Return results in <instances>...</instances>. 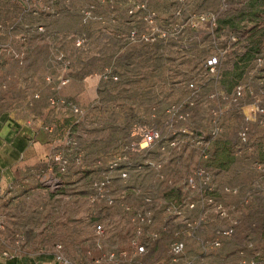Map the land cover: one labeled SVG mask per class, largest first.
<instances>
[{"label": "rangeland", "instance_id": "1", "mask_svg": "<svg viewBox=\"0 0 264 264\" xmlns=\"http://www.w3.org/2000/svg\"><path fill=\"white\" fill-rule=\"evenodd\" d=\"M135 1L0 0V5H15L0 14V22L6 23L0 25V94L5 93L6 78L38 83L49 78L48 67L58 62L70 68L85 57L93 69L91 57L103 47V53L115 57L101 65L116 71V80L104 85L115 84V97L122 102L109 109L100 102L86 111L75 128L74 151L63 144L69 122L59 123L60 143L54 153L67 156L64 173L42 167L22 185L0 188V264H264V125L257 123L253 111L256 101L264 108V67L251 64L254 55L264 57V0H149L148 10L156 14L150 26L189 22L158 44H129L131 28H149L141 13L127 14ZM207 12L217 15L213 26L195 20ZM20 33L28 39L10 38ZM231 35L237 38L233 44L228 43ZM226 47L218 81L205 77V60ZM23 48L31 50L25 56L30 70H20L23 62L14 54ZM189 82L196 85L197 99L184 104L185 120L170 122L173 130H184L177 146L164 154L150 150L129 156V177L120 180L118 170L126 164L109 171V162L122 153L123 144L149 128L165 132L166 110L186 101ZM235 84L242 86L238 102L208 98L213 92L230 94ZM130 105L140 110L138 119L126 113ZM214 111L219 113V133L210 142L208 159L201 160L194 143L209 139ZM243 127L248 129L245 145L237 136ZM217 146L230 154L227 167L206 165L210 158L216 161ZM76 151L79 164L72 160ZM142 159L163 164L158 172L134 170V161ZM196 167L207 171L208 193L223 214L196 204L185 182ZM103 177L108 182L102 191L111 205L95 198L93 185ZM135 187L150 198L149 204L133 192ZM189 202L195 204L191 209ZM168 204L179 208L180 216L167 213ZM138 211H149V221L137 222ZM225 227L232 233L218 236ZM215 241L217 246L212 245ZM174 242L182 244L176 256L169 252ZM137 246L143 247L142 253H136Z\"/></svg>", "mask_w": 264, "mask_h": 264}, {"label": "built area", "instance_id": "2", "mask_svg": "<svg viewBox=\"0 0 264 264\" xmlns=\"http://www.w3.org/2000/svg\"><path fill=\"white\" fill-rule=\"evenodd\" d=\"M149 0H138L135 2H132L130 5V8L127 11V14L130 16H135L138 13H141V18L144 22L148 23L149 30L146 29V31H138L135 28H131L126 36V41L129 44H146V43H157L161 41H165L169 37L173 36L172 30L181 29L184 25L183 23H188L189 21H178V25L172 24L168 22L166 25L161 27H153L150 26V24L155 21L156 14L153 12H150L147 8ZM176 15L179 16L180 10H177L175 12ZM86 18H90L89 13H85ZM217 19V15L214 13H200L196 16V21L200 23H209L210 26H213L214 22ZM180 22V23H179ZM177 32V30H176ZM237 38L233 35L228 37V43L233 44L236 42ZM76 45H79V41H76ZM226 48L222 50H218L215 54L209 56L205 62L202 65V73L205 77H208L209 79H215V81L219 79L220 77V59L224 57ZM251 64L254 67H264V57L260 56V54H256L253 56L251 60ZM100 79L103 83L111 82L116 80V76L113 74V69L110 65L103 68V70L100 73ZM45 81H49V78H45ZM67 82V78L60 79L56 86L54 88H58L60 86H63ZM238 83V82H237ZM187 89L189 90V96L186 98V101L183 103L177 104L175 106H171L166 110L167 114V122H166V129L165 132H162L160 129L155 128H149L148 130L142 132L138 137L134 138L132 141H129L126 144H123L121 154H119L114 160L110 161L107 168L109 171H113L117 167L119 168L120 165H123V163L126 164V168L118 170V178L120 180H127L129 177V166H130V157L135 154H145L149 152L150 150H154L155 152H160L164 154L168 149H171V147H176L177 142L176 139L180 136V133H183L184 130H178L175 131L171 128L170 122L172 120L175 121H183L185 120L188 115L182 110V108L187 105H192V102L197 99L198 91L196 88V85L189 82L186 85ZM4 87L0 85V90ZM242 97V86L240 84H235L230 94H225L224 92H213L211 93L208 98L211 100H221L226 101L229 103H236L238 102ZM47 105L48 107L53 111L63 110L64 112H67L69 115V125L65 129L64 136H63V144L71 151H74L76 148V142H75V128H79L81 125V122L84 118V115L86 114V111L83 110V108L77 106L72 101L58 96H50L47 98ZM100 105V101L95 100L91 102L87 109L89 108H97ZM253 111L255 115L257 116V123L259 125H264V108L261 107L260 104L256 101L253 104ZM218 111H214L211 113V124L212 128L209 131V139L206 141H203L202 138L199 140H196L194 145L195 149L198 151V157L201 160H207L209 157V150H210V142H213L216 138V136L219 133L218 128ZM42 130L48 134H52L54 132V127L52 125H43ZM264 135V133H263ZM239 143L242 145H245L247 136H248V129L247 127H243L239 130L238 134ZM171 138V139H170ZM76 156L72 157V160L74 161V164H79L80 158L78 155V152L76 151ZM49 166H54L58 173H64L68 167L69 160L66 155L61 153H52L49 157ZM163 161L157 160V161H149L147 159H142L141 161H134L132 167H134V170H143L145 169H151L155 172H158V170L162 167ZM260 167V166H258ZM50 168V167H49ZM264 173V170H262ZM158 179H163L162 175L157 174ZM164 180V179H163ZM107 178L103 177L101 178L97 183H95L93 186L95 187L97 194L95 198L104 201L107 205L112 204V200L104 194L102 191L103 188L107 185ZM165 182L168 184V186H171L170 188H173L171 183V180H165ZM186 186L191 189L196 197H197V203L200 205L205 206H212L215 210H219L222 213L221 206L217 205L214 206V202L212 197L208 192L211 191V188L209 186L210 183V177L207 173V171L202 167H196L193 171L192 177L187 178ZM133 192L136 195H140L142 202L144 204L150 203V198L147 196H144L142 194V189L139 187H135L133 189ZM186 206L188 208H193L195 204L193 202H189ZM165 211L175 217L180 216L181 212L179 208L172 204H168L165 208ZM150 214L149 211H138L135 212V219L140 224H143L144 222H148V215ZM96 232H100V226H95ZM232 233L231 228H220L217 232L218 236L225 237L229 236ZM212 245L217 246V241L213 242ZM182 251V244L180 242H174L171 244L169 252L172 256L178 255ZM143 252L142 246L136 247V253L140 254ZM112 255H109V259H112Z\"/></svg>", "mask_w": 264, "mask_h": 264}, {"label": "crops", "instance_id": "3", "mask_svg": "<svg viewBox=\"0 0 264 264\" xmlns=\"http://www.w3.org/2000/svg\"><path fill=\"white\" fill-rule=\"evenodd\" d=\"M6 4L0 5V14L6 11L4 9L15 7ZM0 23L6 26L4 21ZM108 35L112 39V34ZM12 37L21 42L28 39V36L22 33L10 36ZM115 37L117 38L116 35ZM103 52L105 51L102 47L91 57L93 69L89 66V59L85 60V57L80 58L70 68H62L63 62L50 65L48 82L45 79L35 83L32 79L6 78L5 93L0 94V188L22 185L37 175L40 172L39 168L44 167L47 168L46 171H50L49 157L60 143L57 127L61 122H70V119L68 113L63 110H51L47 105L48 97L66 98L85 111L95 100L105 103L108 109L122 103L115 97L117 91L114 89L115 84L109 83L110 85L105 87V83L100 79L99 75L105 67L101 65V61L115 57L113 52L109 54ZM14 54L23 62L20 70H30L32 64H26L25 59L31 54V50L23 48L16 50ZM63 60L62 58L61 61ZM62 78H67V82L57 89L54 88ZM126 113L131 115V119H138L140 116V110L134 109L131 105L126 107ZM43 125H52L54 132L52 134L44 132ZM131 133L133 134L132 131Z\"/></svg>", "mask_w": 264, "mask_h": 264}, {"label": "trees", "instance_id": "4", "mask_svg": "<svg viewBox=\"0 0 264 264\" xmlns=\"http://www.w3.org/2000/svg\"><path fill=\"white\" fill-rule=\"evenodd\" d=\"M215 156L216 157H213V158H215L216 161L213 162L211 161L212 158H210V160L206 164L207 166L212 167L213 164H215L214 165L215 167L224 168V167H227L229 162L231 161V157L227 149L220 148L219 146L215 148ZM29 264H32V263H29ZM36 264H40V263L37 262Z\"/></svg>", "mask_w": 264, "mask_h": 264}]
</instances>
